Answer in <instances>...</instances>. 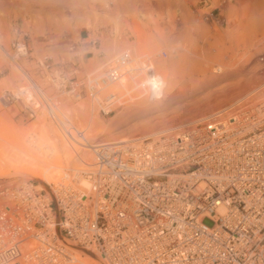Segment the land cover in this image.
I'll return each mask as SVG.
<instances>
[{"label":"rangeland","instance_id":"obj_1","mask_svg":"<svg viewBox=\"0 0 264 264\" xmlns=\"http://www.w3.org/2000/svg\"><path fill=\"white\" fill-rule=\"evenodd\" d=\"M248 2L171 0L170 10H164L160 16L153 18L143 14L133 18L122 10L114 13L104 10L63 19L46 13L33 14L22 9H6V12L0 8V89L13 90L25 86L28 81L23 72L43 86L42 79L36 75L37 63L42 62L69 74V78L90 72L102 75L116 56L128 50L135 61L129 64V70L142 66L147 59L153 62L161 84L166 82L164 91L169 95L166 100L151 99L143 72L134 70L133 74L126 76L125 71V78L133 80H126L127 94L122 96L118 93L116 85L120 82L105 88L102 93V97L111 93L119 97L111 113L102 114L87 98L75 100L60 96L56 98L57 116L69 119L79 130L83 128L84 135L89 139L101 132L90 143L133 141L137 135L148 134L149 138L143 139L147 140L163 134L183 133L218 113L233 111L240 106L254 107L264 101V28L257 33L247 28ZM258 2L260 7L264 6V0ZM253 5L258 6L254 2ZM261 8L258 7V10ZM15 41L26 43L28 53L24 58L14 57L12 44ZM77 44L89 45L90 48L77 50ZM71 45L75 47L73 51L69 50ZM203 54L205 57L208 55L207 59ZM211 58L212 62H222L227 67L216 76L218 80L202 89L187 87L191 80L197 78L194 61L201 65ZM192 72L193 76L190 75ZM137 81L144 86L139 100L136 94L141 90L135 87ZM255 85L262 86L261 91L249 93V88ZM18 109L0 106V244L3 241H16L25 231L20 229L22 223L12 199L14 192H20L15 189L24 184L38 189L54 184L16 171L26 163L50 167L40 160L46 158L51 163L54 155L51 154L52 149L47 146L39 151L33 147L35 143L38 145L44 141L41 133L54 129L66 146L71 144L64 140L58 128L44 114L30 119ZM183 123L186 125L180 126ZM47 145L52 144L49 142ZM71 147H67L68 150H72ZM74 150L76 152L70 151L73 161L69 165L64 163L62 168H50L48 174L56 172L61 181L68 182L74 178L73 182H77L78 179L72 175L73 170H86L85 164L78 163L77 158L87 164H92L95 159L92 153H84L76 147ZM80 179L86 180L84 177ZM47 193H50L49 190L42 191V194ZM32 216L29 211L23 212L27 226L33 224L30 232L32 241L18 246L26 253L34 250L37 239L49 238L47 250L31 252L40 256L38 264H84V260L88 264H107L97 255L71 250L73 244L67 248L60 241L53 242L47 228L37 225ZM10 223L12 229L8 226ZM60 249L74 254L76 261L65 263L56 258L55 255L62 254Z\"/></svg>","mask_w":264,"mask_h":264},{"label":"built area","instance_id":"obj_2","mask_svg":"<svg viewBox=\"0 0 264 264\" xmlns=\"http://www.w3.org/2000/svg\"><path fill=\"white\" fill-rule=\"evenodd\" d=\"M119 65L95 79L37 63L43 86L23 72L26 85L0 89V106L60 121L57 97L94 100L98 82L118 80ZM97 145L85 174L92 192L62 184L49 199L37 194L40 208L58 216L60 242L93 248L110 264H264V102L159 141Z\"/></svg>","mask_w":264,"mask_h":264},{"label":"bare ground","instance_id":"obj_3","mask_svg":"<svg viewBox=\"0 0 264 264\" xmlns=\"http://www.w3.org/2000/svg\"><path fill=\"white\" fill-rule=\"evenodd\" d=\"M253 2H254V4H257L258 6H254ZM260 5L261 4H260V2H258V0H249V2H248V7H249L248 10L249 11H248L247 17L245 18L247 28H250L253 32H256V33L259 30L261 31L262 28H264V10H261V9H264V8H261L264 6L260 7ZM171 7H172L171 6V0H98V1H89V0H3L2 1V0H0V8H3V10L9 9L10 11H12L13 9L14 10L22 9L24 12H27V13H30V12H33V14H34V12L42 13V14L46 13V14H51V15L58 16L61 18L63 17V19L68 18V17L77 18L80 16H84V14H88V13H92V12H99V11H104V10H108L109 12H112V13L117 12L119 10L120 11L122 10L124 13H128L131 16H133V18H135L136 15H138V14H143L145 16H152V18H153V17L160 16L164 12V10H167V11L170 10ZM258 7L261 8V9H259L261 12L258 10ZM6 12H7V10H6ZM21 44L22 43L19 44L20 45L19 50L17 52H14V57L17 59L24 58L25 56H27V53H28L27 46L25 45L26 47H24ZM189 52H191V51H189ZM191 54H192V52H191ZM131 57L132 56L128 50L124 51L121 54H119L118 56H116L113 59L112 65L114 66L115 63L120 64L119 66H116V70L119 74L118 80L113 81L111 83H108V81L107 82L104 81L103 82L104 84L98 82L99 85L96 88V91H97L96 98L94 100H90L89 98H87L93 105L96 106L98 111L101 112L102 114L107 115V114L111 113L112 108L115 106V104H117L118 99H119V97L115 93L107 94L104 97H102V93L105 90V88L120 82L119 84L116 85V88L118 90V93H120L122 96H124L125 94L128 93V89H127L128 84L126 82L128 80H131V78L129 79V77H128V80H127V78H125V77L128 75V73L130 75L133 74L134 70L135 71L140 70L141 72L144 73V78H145L151 99L166 100L168 98L167 96H169V95L166 93V91H164L165 90L164 84L166 82H163L161 84V79H159L158 75L156 74V71L153 67L154 66L153 62L147 59L146 61H144L142 63V66L139 65L137 67V69L130 68V70H129V68H128L129 64H131L132 61L135 62L133 60V58H131ZM203 57H205L204 54H203ZM206 57H205V59H207ZM208 58H210V57H208ZM212 58L210 59V61H206L207 63H203L201 65H199L196 60L194 61L195 65L193 67H195V69H196L197 78L191 80L189 82V84L186 85L187 87H190V89H193V90L197 87L202 89L205 86H208L211 83L218 80L216 78V76L218 74L222 73L224 71V69H226L227 67L225 66L224 63L218 62L217 60H216L217 62H212L213 61ZM237 63H238V61H237ZM112 65H110V66H112ZM110 66H109V68H110ZM108 69L102 75H100L99 73H96V72H90L87 74H89V76L94 77L95 79H98V78L101 79V78H104ZM125 71H126V76L124 75ZM118 74H117V76H118ZM190 75L193 76L194 73L192 72ZM131 77L134 79L133 75ZM123 78H125V80L123 82H121V80ZM164 79H165V77H164ZM131 81H133V80H131ZM170 85L171 84H169V87H170ZM262 86H264V85H262ZM262 86H260V85L256 86L255 85L254 87L249 88V93H255L256 94V91H261L260 89ZM135 87L137 89L141 90L140 92H137V94H136V99L139 100L142 98L141 93H142V89L144 86L140 81L139 82L137 81L135 83ZM124 98H126V96L123 97V99ZM74 99L75 100H82V99H76V98H74ZM141 101H143V100H141ZM144 101H145V99H144ZM262 102H264V101H262ZM144 103L145 102H143L142 104H144ZM150 107H152V106H150ZM247 108H252V107H247ZM102 109H103V111H102ZM54 114H56L55 110H54ZM218 114H220V113H218ZM56 116H57V114H56ZM57 118L60 121H56V122H54V123L52 122V123L61 132L64 140L65 139L68 140L71 144L70 145L68 144V146H66L64 144V142H62L60 135H58L55 131H53L54 129L52 131L45 130L41 133V135L44 137V141L38 145L34 142L36 145L34 144L33 147H35V149L39 150V151L42 148H46L47 146L49 147V149H52L51 154H54V155L50 159L51 163H49V160L47 161L46 158H44V159L42 158L43 160L42 159L40 160L41 163L47 162L49 164L48 166H50V167L44 166L43 164H40V163L38 165L37 164L33 165L32 163H26V166H24L23 168H21V169L17 168L16 171L19 173H22L26 176L36 178V179L41 180V181L46 180L48 182H54V184L47 185L46 187H42L40 189L35 187V190H21L20 192H16V193L14 192L13 193L12 199L14 200L15 207H17L16 209L19 212V216H20L19 222L22 223V226L21 227L19 226V227H20V229L22 228L21 231H24V230L25 231H24V233H22L20 238L17 239L16 241H3L0 244V264H38L40 262V259H39L40 256H38L36 252H33V253H31V252L35 251V250L39 251L40 249H44V250L48 249L49 238L48 239L46 238L47 239L46 240V239H42L40 237H39L40 239H37V242L34 245L35 246L34 250H31V251L25 253L18 246V244H26V243L32 241V235L30 232H32L31 230H33V224H31V227L27 226V221H24V219H23V212L29 211V214L30 213L33 214L32 217L34 218L35 223H37V225H39V226L47 228V231L50 234L49 237L53 242L60 241L61 237H63L62 235H60L61 232L57 230L56 217H54V215H51L49 208H47L46 210H44L43 208H40V206H39L40 200L38 198H36L37 194L42 193L43 190H49L50 193H51V191H53L55 193L63 192L64 190H57L60 186H62V184L71 185V186H74L75 188L80 189V190H72L76 193H81V192L88 193V191L92 192V180H89L85 176V174H89L90 172H92L93 171V168H91L92 165L95 166L97 164L95 156H93L95 161L92 164L89 162L90 165H88L89 163L88 164L84 163L81 160V158H77L78 163H80L81 165L85 164V166H86V170H81V168H78V169L75 168L73 170L74 172H72V175L74 174L75 178L78 179L77 182H73L74 178L68 182H66V180L61 181V179H60L61 177L57 178L58 174L56 172H52L51 174H48V172H47L48 169H50V168H58V169L62 168L64 163H68V165H69V163H71V161H73V159H72L73 157H71L72 153H70V151L73 150L72 152H76L75 151L76 149L74 150V147L80 149L84 153H92L93 152V150H92L93 145L95 143L98 144L97 146H100L103 144L104 145H112V144H126V143L130 144V146H139V145L144 144V142L146 141V140H143L144 138L145 139L149 138V137H147V135H148L147 134L146 136L137 135V136H135L134 139H132L133 141L100 142V143H99V141H96L95 143H93V142L90 143V140H95L101 132L99 134L93 135L89 139L88 137H86V135H84L82 127H81L82 129L79 130L78 128H76L71 123V121L69 119L67 120V118H65V117L59 118L58 116H57ZM201 121L199 120L198 122H201ZM195 122L198 123L197 121H195ZM185 123H183L180 126H183ZM193 126H195V124ZM72 128H75V132L76 133L80 132L81 135L77 136L76 133L72 130ZM104 129H105V127H104ZM102 131H104V130H102ZM183 133L163 134L160 136H154L150 139H151V141L156 140V139L159 141L160 138H162V137H170V135H179V134L181 135ZM147 140H149V139H147ZM78 141H80V142H78ZM49 142H51L52 145H47V143H49ZM81 145H83V146H81ZM84 146H88V147H84ZM67 147H69V148L71 147L72 150L69 149L70 150L69 151ZM32 150H33V148H32ZM35 151H33V152H35ZM31 155H32V152H30V156ZM92 155H93V153H92ZM33 158L34 157H32V159ZM82 158H84V157H82ZM74 159H76V158H74ZM86 162H87V160H86ZM75 172H76V174H75ZM81 177H84L86 180L80 179ZM59 180H60V182H59ZM81 182H83V183H81ZM79 183H80V186H79ZM76 185H78V186H76ZM23 186L31 187L33 185L24 184ZM50 187H53L54 190H52L53 188H50ZM19 188L15 189V190H18ZM37 190H40V191H37ZM50 193H47V195L46 194H44V195L49 199L51 196ZM45 212L48 213V217L45 216V214H44ZM13 223H15V222H13ZM11 225H12V223L8 224V226H10V228H11ZM6 229H8V228H6ZM65 246H67V248L68 247L70 248L69 243L67 245L65 244ZM71 250H74L76 252H87L90 254H94L95 256L96 255L99 256L103 261L107 262L106 260H104L99 255V252L93 248H90V250H82L81 248H79L77 246H73V249H71ZM59 252H62V254L59 253V254L55 255V257L62 259L65 263H69V262L73 263L76 261V257L74 256V254H71L69 252H63L62 249H60ZM43 253L44 252H42L41 254L43 255ZM83 263L88 264V262H85V260ZM107 264H110V262L108 261Z\"/></svg>","mask_w":264,"mask_h":264},{"label":"crops","instance_id":"obj_4","mask_svg":"<svg viewBox=\"0 0 264 264\" xmlns=\"http://www.w3.org/2000/svg\"><path fill=\"white\" fill-rule=\"evenodd\" d=\"M77 50H86V49H88V48H90V46L88 45V46H84V45H81V44H77ZM77 50H76V52H77ZM87 60H89V58H87Z\"/></svg>","mask_w":264,"mask_h":264}]
</instances>
